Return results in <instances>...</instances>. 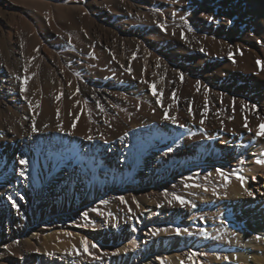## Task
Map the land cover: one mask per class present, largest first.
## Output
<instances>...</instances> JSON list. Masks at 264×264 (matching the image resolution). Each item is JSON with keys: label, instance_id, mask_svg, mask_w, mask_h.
Segmentation results:
<instances>
[{"label": "bare ground", "instance_id": "6f19581e", "mask_svg": "<svg viewBox=\"0 0 264 264\" xmlns=\"http://www.w3.org/2000/svg\"><path fill=\"white\" fill-rule=\"evenodd\" d=\"M258 132L264 0H0V264H131L152 213L169 264H264Z\"/></svg>", "mask_w": 264, "mask_h": 264}, {"label": "rangeland", "instance_id": "374dc122", "mask_svg": "<svg viewBox=\"0 0 264 264\" xmlns=\"http://www.w3.org/2000/svg\"><path fill=\"white\" fill-rule=\"evenodd\" d=\"M205 181L200 182V184L205 185ZM214 186H216L214 184ZM84 220L83 222H79L76 218H65L64 220H58L55 222H49L47 227L52 228L54 225L59 227L60 229H68L72 231V234L76 236L78 239H81L84 237L82 235V230L84 228L88 227V222H89V216L88 213H84ZM148 217V218H147ZM176 219L172 215L168 214H160V213H152L150 215H147L144 219V222L142 224V227L139 228L138 230V235L136 237V246L134 244L130 243V247L134 250H138L139 252L136 254V257L133 259L131 264H169V255H168V250L163 246L155 250L154 248L148 247V240L151 238V235L156 232L162 225L167 224V223H175ZM62 226V227H61ZM66 227V228H65ZM72 227V229H71ZM75 227V228H74ZM78 227V228H77ZM83 228V229H82ZM85 241H83L82 247H77L73 249H53L51 254L54 255L55 260L57 258H60L68 264H121L122 261L121 259L119 260L116 257H114L113 260L111 261H102V255L105 254V249L102 246H97L95 249L88 247L90 245V239L85 236ZM87 243V244H86ZM89 243V244H88ZM87 245V247L85 246ZM10 248L11 245H8ZM81 248V249H80ZM141 248H145V253H142L140 250ZM176 255L180 257H184L186 259H192L193 262L189 264H202V261L206 258V254L204 251H196L193 248H184L179 252H174ZM37 254L39 259L38 261H34L31 264H48V260H53L50 256H48L46 253L43 251H39ZM44 254V255H43ZM141 254V255H140ZM47 255V256H45ZM101 255V256H100ZM138 256V257H137ZM216 256V254H215ZM122 257V255H121ZM224 256L220 255L219 261L224 260ZM24 262L22 260H18V263L16 264H28L27 262L29 261V257H24L23 258ZM135 260V261H134ZM163 260V261H161ZM134 262V263H133ZM159 262V263H158ZM164 262V263H163Z\"/></svg>", "mask_w": 264, "mask_h": 264}, {"label": "snow or ice", "instance_id": "6c2138e0", "mask_svg": "<svg viewBox=\"0 0 264 264\" xmlns=\"http://www.w3.org/2000/svg\"><path fill=\"white\" fill-rule=\"evenodd\" d=\"M167 119V116L165 117ZM173 122L175 123V119L173 118ZM182 126V125H181ZM35 130V129H34ZM257 135H264V132H258ZM261 163H264V161H258ZM21 163H26L25 161H21ZM249 195H251V193H249ZM121 199L123 200V198L121 197ZM175 199L180 200L181 204L185 203L183 200H181L179 197H175ZM95 246V245H93Z\"/></svg>", "mask_w": 264, "mask_h": 264}]
</instances>
